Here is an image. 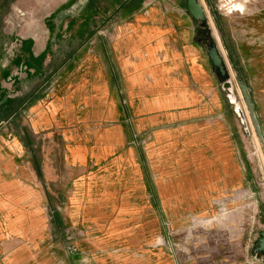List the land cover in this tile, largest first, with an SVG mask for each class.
Returning <instances> with one entry per match:
<instances>
[{"label":"crops","instance_id":"0c3cea01","mask_svg":"<svg viewBox=\"0 0 264 264\" xmlns=\"http://www.w3.org/2000/svg\"><path fill=\"white\" fill-rule=\"evenodd\" d=\"M136 1L77 0L74 12L59 4L64 10L52 30L35 21L20 25L14 11L0 18V264H56L46 202L82 196L81 169L115 157L124 146L122 137H129L132 117L140 115L136 121L147 124L148 106L162 110L156 117L159 130L184 125L190 134L199 121L219 114L230 127L227 99L205 47L194 41L191 17L174 4L176 17L168 11L145 17L140 9L125 13ZM67 15L78 18L71 29ZM228 16L221 38L237 77L251 89L264 130V6ZM68 31L80 35L71 40L70 52L58 51L70 45L66 37L65 44H57ZM163 106L184 107L163 113ZM71 122L75 128L64 129ZM83 123L99 131L92 146L77 138ZM197 136L225 153L207 167L218 170V177L206 186L218 185L223 192L240 187L244 174L229 129L205 125ZM111 165L120 167L116 160Z\"/></svg>","mask_w":264,"mask_h":264},{"label":"rangeland","instance_id":"374dc122","mask_svg":"<svg viewBox=\"0 0 264 264\" xmlns=\"http://www.w3.org/2000/svg\"><path fill=\"white\" fill-rule=\"evenodd\" d=\"M76 1L0 0V18L14 11L20 25L35 21L38 28L43 30L42 24L46 23L52 30L53 21L64 10L59 4L74 12ZM200 1L236 83L234 60L221 38L220 27L225 28L226 18L233 13L239 16L258 12L264 0H247L242 9L228 7L226 0ZM235 3L240 5L241 0ZM13 4H19L18 10L11 8ZM172 4L179 7L178 13L185 12L184 0H137L125 13L140 9L139 16L143 17L166 11L172 16ZM66 18L70 21L69 29L78 21L70 15ZM217 19L221 24H217ZM79 35V31L59 35L58 45L65 44V37L70 45L57 50L70 52L75 44L71 40ZM219 90L227 99L229 128L226 118L219 114L199 121L197 130L190 134L183 131L184 125L169 124L159 130L156 117L162 110L148 106L149 111L143 113L148 117L147 124L141 126L136 121L140 115L132 117L129 137H122L124 146L115 157H105V162L92 167L89 163L81 169L82 196L46 202L51 216V255L55 261L69 264L70 258L73 264H246V257L256 255L264 263V256L253 251L257 232L264 225L263 144L251 119L247 121L248 111L238 85L233 99L221 85ZM183 107L162 109L163 113H172ZM220 123L229 129L233 155L244 174L240 187L225 192L216 188L218 185L208 188L205 183L218 177V170L208 168L225 153L215 152L197 136L205 125L216 127ZM71 124L67 128L64 124V129H74L75 123ZM83 124L82 131L76 130L77 138L82 145L92 146L99 131ZM114 160L120 167L111 169Z\"/></svg>","mask_w":264,"mask_h":264},{"label":"water","instance_id":"95a60500","mask_svg":"<svg viewBox=\"0 0 264 264\" xmlns=\"http://www.w3.org/2000/svg\"><path fill=\"white\" fill-rule=\"evenodd\" d=\"M184 2L185 12L191 17L193 23L198 25L194 41L198 44H202L205 47L206 56L211 65L212 72L222 87L224 83L231 80L230 67L227 64V61L220 50L218 41L213 34L205 9L200 0H184ZM236 83L242 93L244 102L249 111L255 133L260 142L263 144L264 153V130L251 98V89L244 81L240 80L239 78L236 79ZM253 251L257 255L264 256L263 230L257 232Z\"/></svg>","mask_w":264,"mask_h":264},{"label":"bare ground","instance_id":"6f19581e","mask_svg":"<svg viewBox=\"0 0 264 264\" xmlns=\"http://www.w3.org/2000/svg\"><path fill=\"white\" fill-rule=\"evenodd\" d=\"M226 1H228L229 2V4H228V7H234V8H236V9H242V8H244V6H245V4L243 3V0H241V4L239 5V4H236L235 2H236V0H226ZM211 21V20H210ZM213 31V30H212ZM218 41V40H217ZM236 87V89H237V84L233 81V78H232V74H231V80L230 81H228V82H226V83H224L223 85H222V88L230 95V97L233 99V90H234V88ZM240 90V89H239ZM238 91V90H237ZM241 92V91H240ZM242 94V93H241ZM243 97V96H242ZM246 105V104H245ZM246 108H247V106H246ZM237 110H238V112H240L241 113V110H240V108H239V106L237 105ZM247 111H248V109H247ZM246 112V111H245ZM246 115H247V113H246ZM248 116H249V118H248ZM248 116H246L247 117V121H249V119H251L250 118V115H249V111H248ZM252 122V121H251ZM253 125V124H252ZM254 127V126H253ZM254 131H255V129H254ZM256 134V133H255ZM257 136V135H256ZM258 138V137H257ZM259 139V138H258ZM260 141V140H259Z\"/></svg>","mask_w":264,"mask_h":264},{"label":"built area","instance_id":"2783aa9c","mask_svg":"<svg viewBox=\"0 0 264 264\" xmlns=\"http://www.w3.org/2000/svg\"><path fill=\"white\" fill-rule=\"evenodd\" d=\"M263 231H264V225H263ZM245 262H246V264H264L257 258L256 255H252V256L246 257ZM235 264H237V263H235Z\"/></svg>","mask_w":264,"mask_h":264}]
</instances>
